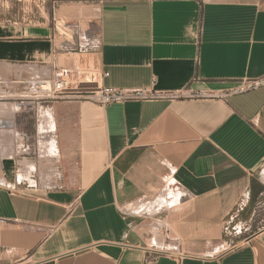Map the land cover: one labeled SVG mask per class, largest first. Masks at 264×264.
Instances as JSON below:
<instances>
[{
	"label": "crops",
	"instance_id": "crops-1",
	"mask_svg": "<svg viewBox=\"0 0 264 264\" xmlns=\"http://www.w3.org/2000/svg\"><path fill=\"white\" fill-rule=\"evenodd\" d=\"M43 4L0 2V99L28 67L66 94L29 129L30 109L0 102V264H264V86L80 99L263 78L264 0Z\"/></svg>",
	"mask_w": 264,
	"mask_h": 264
},
{
	"label": "built area",
	"instance_id": "built-area-1",
	"mask_svg": "<svg viewBox=\"0 0 264 264\" xmlns=\"http://www.w3.org/2000/svg\"><path fill=\"white\" fill-rule=\"evenodd\" d=\"M264 86V77L256 80L246 79L237 86L219 89V90H184L182 92H168L160 94L152 89L144 90H125L111 87H101L93 92L80 95V99L87 100L102 107L115 104H123L128 98L135 97L139 99L164 98L169 100L197 99V100H226L232 96L256 90ZM61 90L55 91L61 93V97L66 96L62 93L64 84L60 85ZM51 97V96H45Z\"/></svg>",
	"mask_w": 264,
	"mask_h": 264
},
{
	"label": "rangeland",
	"instance_id": "rangeland-1",
	"mask_svg": "<svg viewBox=\"0 0 264 264\" xmlns=\"http://www.w3.org/2000/svg\"><path fill=\"white\" fill-rule=\"evenodd\" d=\"M2 0H0L1 2ZM14 5V10L19 14L26 15L29 14H38L40 8L43 4V0H12ZM24 78L22 79V84L17 88L18 92L7 96L6 98L0 99V102H13L14 106L20 110L21 108L25 110L30 109V113L34 116L33 119H27L28 129L31 125H35L37 123L35 119V112L41 110V107H46L51 100L59 99L61 97V93L55 92L61 90L60 85L63 83L61 80H56L51 82L50 80H43L41 74L33 76V71L28 68H23ZM51 96V97H45ZM34 97V98H31ZM30 102H34L35 104H31ZM21 122L24 121V118L21 117ZM25 122V121H24Z\"/></svg>",
	"mask_w": 264,
	"mask_h": 264
}]
</instances>
